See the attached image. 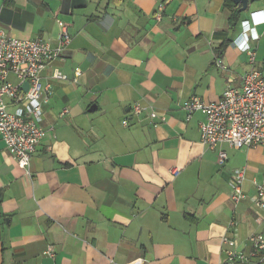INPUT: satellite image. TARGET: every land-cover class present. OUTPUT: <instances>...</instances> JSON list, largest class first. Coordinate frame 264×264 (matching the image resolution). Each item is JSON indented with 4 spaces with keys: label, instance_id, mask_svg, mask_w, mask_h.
<instances>
[{
    "label": "crops",
    "instance_id": "0c3cea01",
    "mask_svg": "<svg viewBox=\"0 0 264 264\" xmlns=\"http://www.w3.org/2000/svg\"><path fill=\"white\" fill-rule=\"evenodd\" d=\"M245 20L259 34L254 65L234 43ZM65 28L70 43L42 72L52 90L48 133L28 172L0 137V264H219L230 232L249 252V235L264 224L249 200L234 204L231 180L245 169L243 189L256 194L263 144L210 150L200 139L204 115L188 121L182 105L221 100L252 68L264 74V0L243 12L226 0H0V30L11 37L55 48ZM138 103L166 120L136 114Z\"/></svg>",
    "mask_w": 264,
    "mask_h": 264
},
{
    "label": "built area",
    "instance_id": "2783aa9c",
    "mask_svg": "<svg viewBox=\"0 0 264 264\" xmlns=\"http://www.w3.org/2000/svg\"><path fill=\"white\" fill-rule=\"evenodd\" d=\"M164 6L157 13L158 21L162 20ZM259 34L251 21L242 22V32L236 39L235 46L250 55V63L256 62V54L250 46L252 40H258ZM71 37L65 28L58 47L53 48L50 42L42 38L21 40L9 36L0 30V137L8 151L16 158L20 168L29 171L31 160L37 146L47 136L44 127V105L50 101L51 85L42 83V72L54 60L59 58ZM215 66L223 71L228 67L221 57L214 60ZM81 72L77 70L73 78L78 81ZM15 76L18 83L10 81ZM54 77L67 80V75L56 71ZM29 87L25 90L24 84ZM6 99L11 104L6 102ZM25 103L23 112L12 113L10 105ZM182 108L187 114V120L200 112L204 121L200 123L201 143L210 150H217L221 144L227 143L235 149L255 147L264 143V74L256 68L246 73L242 78L241 87L229 85L219 101L207 102L198 96L185 101ZM134 112H147L152 120L165 121V117L152 110L148 105L135 104ZM65 110L62 115L68 113ZM127 126V121H124ZM155 126H158L155 124ZM228 160L225 151H219V164ZM174 175L179 173L175 168ZM246 180V170H235L231 180V200L238 205L249 200L256 211V223L264 224V179L254 181L256 194L249 196L243 186ZM235 226V221L229 223V228ZM250 251L239 249V238L233 233L222 237V249L225 259L219 264H264V233L253 232L248 237ZM46 255L54 256V247L49 246Z\"/></svg>",
    "mask_w": 264,
    "mask_h": 264
},
{
    "label": "water",
    "instance_id": "95a60500",
    "mask_svg": "<svg viewBox=\"0 0 264 264\" xmlns=\"http://www.w3.org/2000/svg\"><path fill=\"white\" fill-rule=\"evenodd\" d=\"M235 4L237 5H240L241 6V11H246L248 9V5H249V0H234ZM29 87V84L26 83L24 84V89L27 90ZM97 109V106L96 105H93L91 108H90V112H94L95 110Z\"/></svg>",
    "mask_w": 264,
    "mask_h": 264
},
{
    "label": "trees",
    "instance_id": "16d2710c",
    "mask_svg": "<svg viewBox=\"0 0 264 264\" xmlns=\"http://www.w3.org/2000/svg\"><path fill=\"white\" fill-rule=\"evenodd\" d=\"M252 1H258V0H252ZM226 6H228L231 9H236L238 7L237 4H235L234 0H226ZM236 19V15H234V20Z\"/></svg>",
    "mask_w": 264,
    "mask_h": 264
},
{
    "label": "rangeland",
    "instance_id": "374dc122",
    "mask_svg": "<svg viewBox=\"0 0 264 264\" xmlns=\"http://www.w3.org/2000/svg\"><path fill=\"white\" fill-rule=\"evenodd\" d=\"M257 64H258V61H257ZM262 145V144H261ZM260 146V145H259ZM263 147H264V143H263Z\"/></svg>",
    "mask_w": 264,
    "mask_h": 264
}]
</instances>
